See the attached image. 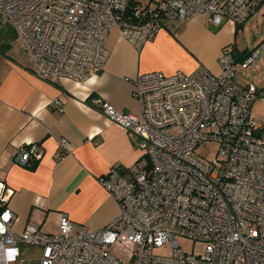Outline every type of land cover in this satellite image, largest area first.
Wrapping results in <instances>:
<instances>
[{"label": "built area", "instance_id": "built-area-1", "mask_svg": "<svg viewBox=\"0 0 264 264\" xmlns=\"http://www.w3.org/2000/svg\"><path fill=\"white\" fill-rule=\"evenodd\" d=\"M133 1L0 0V32L11 28L38 79L81 85L105 67L112 28L140 51L161 29L173 32L198 16L214 26L243 24L263 3L156 0L153 7H133ZM238 43L223 50L217 74L139 75L132 91L136 112L101 104V114L135 137L140 152L131 167H113L98 180L118 206L103 227L85 231L63 215L54 235L36 224L17 232L9 207L14 191L0 180V264H120L109 251L120 237L133 247L131 264H264V121L251 111L264 102V86L235 82ZM50 104L63 111L58 100ZM57 143L59 157L71 153L66 139ZM204 144L215 148L211 157H203ZM41 157L40 147L30 144L13 162L28 167ZM178 238L203 244V251L184 253ZM21 244L37 253L23 259ZM167 246L169 256L154 253Z\"/></svg>", "mask_w": 264, "mask_h": 264}, {"label": "crops", "instance_id": "crops-1", "mask_svg": "<svg viewBox=\"0 0 264 264\" xmlns=\"http://www.w3.org/2000/svg\"><path fill=\"white\" fill-rule=\"evenodd\" d=\"M6 31L0 32V180L14 191L9 207L16 216L15 231L36 224L42 233L53 235L63 215L85 231L115 217L118 206L98 180L113 167H131L140 157L136 138L108 121L101 104L107 102L122 113L136 112L132 91L139 75H193L202 69L217 74L219 56L239 41L231 23L214 26L206 16L175 26L173 32L157 31L140 51L112 28L106 41L109 59L100 72L81 85L63 79L50 84L33 74L29 59L11 54L2 41ZM259 37L252 46L234 44L236 54H250L263 45L253 63L243 67L237 61L236 71L237 65L258 71L256 63L264 69V34ZM238 75L237 71L239 85L264 86V70L254 78ZM53 100L61 103L62 112L50 104ZM251 111L264 121L263 101L255 102ZM60 138L71 144V153L62 157ZM30 144L40 147L41 159L28 167L16 165L13 157Z\"/></svg>", "mask_w": 264, "mask_h": 264}, {"label": "rangeland", "instance_id": "rangeland-1", "mask_svg": "<svg viewBox=\"0 0 264 264\" xmlns=\"http://www.w3.org/2000/svg\"><path fill=\"white\" fill-rule=\"evenodd\" d=\"M134 1L141 7L147 5L148 3L153 7L155 5L154 1L156 0H134ZM252 17H251L252 19L247 21V23L245 24V28L238 32V39L240 43H244L247 46H252L253 39L257 40L258 38H260L259 36L261 35L263 36L264 34V0L259 10H257ZM7 29L8 31L4 32L5 36L3 37L2 41L4 44L9 46L11 54L12 55L16 54L17 56L19 54V56L22 59L24 58L26 60L29 59L25 52L24 47L16 39L11 28L8 27ZM255 65H257L258 67L257 68L258 71H255V72H251V69H253L255 66H252L251 69L243 70L241 68V65H237V71L239 72L238 77L240 76V73L242 72H244V74L248 73L252 78L256 77L258 74H262L264 69L262 68V66H260L261 63H256ZM202 148H203V157H206V158L211 157L215 151V148L209 144L202 145ZM177 241H178V244L181 250L187 254H192V255L201 254L204 248L203 244L193 242L186 238H178ZM19 247L21 251V257L25 260L33 257L37 253V250L33 247L22 245V244ZM132 250H133L132 245L122 237L118 239L116 244H114L113 246L109 248L110 253L116 259H118L120 264H131ZM154 253L159 256H169L171 253V250L169 249V246H167L164 248L156 249ZM32 264H36V263H32Z\"/></svg>", "mask_w": 264, "mask_h": 264}, {"label": "trees", "instance_id": "trees-1", "mask_svg": "<svg viewBox=\"0 0 264 264\" xmlns=\"http://www.w3.org/2000/svg\"><path fill=\"white\" fill-rule=\"evenodd\" d=\"M134 3H132V6L133 7H135L136 5H137V3L135 2V1H133ZM262 5V4H261ZM260 8V7H259ZM259 8H258V10H259ZM248 21V20H247ZM246 21V22H247ZM245 22V23H246ZM245 23H243V24H237V25H233L234 26V28H235V34H237L240 30H242L243 29V26H244V24ZM233 56H234V58H235V62L237 63V61L238 62H243L248 56H249V54H246L245 52H242V53H238V54H236L235 53V51H233ZM241 55V56H240ZM240 56V57H239ZM27 147V146H26Z\"/></svg>", "mask_w": 264, "mask_h": 264}]
</instances>
